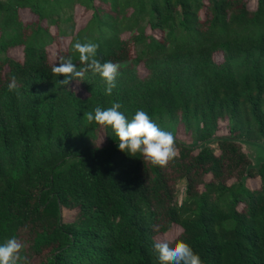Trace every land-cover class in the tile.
<instances>
[{
    "label": "trees",
    "instance_id": "obj_1",
    "mask_svg": "<svg viewBox=\"0 0 264 264\" xmlns=\"http://www.w3.org/2000/svg\"><path fill=\"white\" fill-rule=\"evenodd\" d=\"M77 41L120 66L112 95L91 71L53 75L61 55L84 67ZM113 103L172 132L177 156L120 151L84 115ZM245 141L264 146V0H0V244L30 264H160L164 236L204 264H264V161Z\"/></svg>",
    "mask_w": 264,
    "mask_h": 264
},
{
    "label": "clouds",
    "instance_id": "obj_2",
    "mask_svg": "<svg viewBox=\"0 0 264 264\" xmlns=\"http://www.w3.org/2000/svg\"><path fill=\"white\" fill-rule=\"evenodd\" d=\"M99 45L92 42H75L73 50L79 54V64L83 68L78 70L71 56H59V65H52L51 71L55 76H64L58 81L60 85H67L70 80H84V74L91 71L99 74L106 83L105 94L112 95L116 87L119 65L111 61L101 62L97 58ZM18 88L15 76L10 78L9 91ZM119 103L102 109L97 106L94 112L84 115L89 123L95 121L103 127H111L118 138L120 151L135 157L140 153L144 160L161 168L166 167L177 156L176 141L172 132L162 129L147 112L137 110L129 120L119 109ZM154 250L158 254L160 264H204L200 255L184 240L173 236H164L157 240ZM24 244L15 237L0 244V264H30L26 256H22Z\"/></svg>",
    "mask_w": 264,
    "mask_h": 264
},
{
    "label": "rangeland",
    "instance_id": "obj_3",
    "mask_svg": "<svg viewBox=\"0 0 264 264\" xmlns=\"http://www.w3.org/2000/svg\"><path fill=\"white\" fill-rule=\"evenodd\" d=\"M23 17L25 20H31L35 18V16L29 12H23ZM216 58L218 61L222 60V56L220 54H218ZM74 88H76L80 94H84V90L78 84L76 85L74 84ZM224 123L225 122L222 121L221 125L223 126ZM184 135L186 136V134ZM98 142L99 144H104L106 142V139L103 136V133L99 135ZM242 146L247 152V154L251 157L254 164L258 165L260 164L261 161H264V146L256 142H250V141L243 142ZM247 184L252 188H257L260 184V180L258 177L249 178L247 181ZM75 214H76L75 210H69V209L63 210V217L65 220H72Z\"/></svg>",
    "mask_w": 264,
    "mask_h": 264
}]
</instances>
